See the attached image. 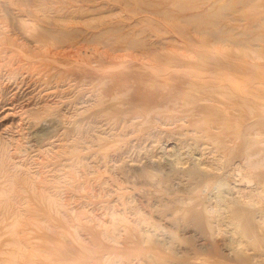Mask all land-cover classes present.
<instances>
[{"label":"rangeland","instance_id":"obj_1","mask_svg":"<svg viewBox=\"0 0 264 264\" xmlns=\"http://www.w3.org/2000/svg\"><path fill=\"white\" fill-rule=\"evenodd\" d=\"M132 53L227 62L230 82L213 80L234 87L192 117L220 125L207 146L177 105L129 129L105 119L149 87L103 59ZM263 84L264 0H0V264H264ZM179 154L222 165L181 168ZM227 191L235 221L209 210Z\"/></svg>","mask_w":264,"mask_h":264},{"label":"bare ground","instance_id":"obj_2","mask_svg":"<svg viewBox=\"0 0 264 264\" xmlns=\"http://www.w3.org/2000/svg\"><path fill=\"white\" fill-rule=\"evenodd\" d=\"M177 54L164 53V54H153V55L151 54L150 55V54H133L132 53V54H125V55H116V54L115 55H109V54L106 55L103 58L104 60H107V59L109 61H117L118 60V62H119V60H121L120 63L122 62V64L120 66L125 67V69L126 68L129 69L126 72L124 71L125 72L123 74L124 80H125V78H130V76H132L136 71H138L145 77V80H141L138 82L135 81L133 83V85L141 87L145 84V81H148V80L150 81V83L148 84L149 87L145 88L146 90L142 95L132 94L130 96H127V99L125 98L124 100L119 101L116 104H113V103L110 104L109 106H110V109L112 110V112H105V110H103V115H106L105 119H108V120L113 119L114 121L118 122L121 125V127L129 129L128 127L131 128V126L133 125V123L136 119L146 120V121L149 120L150 119L149 114H151V113H152V116L154 115L151 119H155L157 121H159V120L165 121L166 116L165 117L161 116L160 115L161 113L159 114V112H157L158 109H160V107H162V106H167L170 104L177 105V106H179L180 109L183 108L182 110H178V111L184 113L183 117H181L180 119L182 121L187 120V122L190 123V126L193 127V128H191L190 133L196 134L195 136H198L201 134V138H200L201 140H199V141L195 140V138H197V137L193 138L194 139V142H193L194 145L198 146V147L204 146V145L207 146V143L202 141V139H204V138L209 139V136H206V135H209L208 132L210 130L219 129L220 125L216 126V125H214V123H211L209 121H203L202 123L199 122L200 124H197V122H195L192 119V117L197 115L200 111L208 108V105L199 104L198 103L199 101H214V99H215L214 97L212 99V98H209L207 96L208 97V100H207L206 99L207 97L203 98L204 97L203 94H206V95L211 94V95L216 96V98H218L219 96H217V95H220V94L222 95L223 90L228 89L231 86L234 87V85H233L234 83L233 84L232 83L225 84V83H222L220 81L215 82L213 80V79L217 78L220 80H228L229 81L230 79H228V78H230V77H228L227 75H224L223 72L218 71V70H222V69L224 70V67L227 68V67H229V65H227V62L225 60H222L223 62L219 63L220 61L217 58L218 56L215 57L216 55L215 56H200V55L195 54L196 56H188L190 54L189 53L187 56H185V54L184 55L183 54L177 55ZM130 62H133L134 64L127 66L128 63H130ZM122 67H120V68H122ZM183 68H186L185 72L180 71L181 69L183 70ZM181 73H183L184 75H181ZM81 75H84L83 78H86V79L93 76L91 74V72H89V71H83V72L77 73V76H81ZM93 77H95V76H93ZM88 80H86V81H88ZM118 81H117V83H118ZM115 85L118 86V84H115ZM245 85H246V83H245ZM249 85L250 84H248V86ZM143 87H145V86H143ZM263 88H264V84H263ZM117 89H120V88L118 87ZM111 90H113V89H111ZM128 93H129V88H125L124 95H128ZM247 93H248V91L245 87L242 92H236V94H233L232 96H233L234 101H233V103H229V104H232V108L230 107L228 109L232 110V109H235V107H239L240 104L246 103L245 96L247 97V95H245V94H247ZM107 96H109V95H107ZM201 96H203V97H201ZM263 99H264V96H263ZM144 102H147L149 104V106H150V107H148L149 110L144 109V110L138 111L136 109L138 104L144 103ZM217 102H219V101H217ZM227 105L228 104H226V105L224 104V106H226V107L230 106V105L229 106H227ZM97 106H99V105H97ZM246 108H247V106H246ZM238 110H239L238 112H240L241 108ZM224 111L225 110H223V112ZM175 113L176 112H174V114ZM224 113H226V111ZM245 114H246V111H245ZM98 117H100V116H98ZM175 121H177V120L175 119ZM115 128H113V130ZM186 131H188V130H184L182 133L179 134V136L180 137L184 136L186 134ZM203 133L205 134L206 137L202 135ZM187 134H188V132H187ZM192 136H193V134H192ZM188 139L184 140V138H183L182 143H184L185 145H189ZM224 142H225L224 140L221 141L222 144ZM211 144L212 145L214 144V147H212L211 149L213 151H216L217 154L219 152L218 159L220 160V158L222 157V152H223V150L220 151L221 145L217 146L216 143H211ZM210 152H212V151H210ZM241 155H242L241 160H243V162L246 164L249 160V154H248V148L247 147H245L243 149V154H241ZM192 158H193L192 154H190V157H188V156L183 157L182 154H179V155L175 156L173 164L176 166H181V168H184L187 163H188V166H195V167H197V169L204 167V168L210 170V172L213 171L214 172L213 175H215V171L220 170V166L222 165V164L221 165L218 164V159H215L212 162L208 161V160L199 162V161H196V159H192ZM243 171H244V168H243ZM244 178L247 179V181H248V177H244ZM248 183H250V182H248ZM248 183H247V185H248ZM228 194H230V193H228V191H227V194L217 193V194L213 195L211 198V205H210L211 207L209 208V210L211 209L214 213H216V217L218 219L222 220V219L227 218V219H230V221H235L240 217V212L233 209L232 206L234 205V201L233 200L231 201V199L229 197H227ZM241 198H242V203L244 205H248L249 200H250L248 192L241 194ZM261 217L263 219L262 222L264 224V216H261ZM263 230H264V227H263ZM239 244H241V243L239 242Z\"/></svg>","mask_w":264,"mask_h":264}]
</instances>
